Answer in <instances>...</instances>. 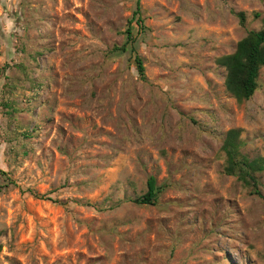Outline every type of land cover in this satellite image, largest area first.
<instances>
[{
  "label": "rangeland",
  "instance_id": "374dc122",
  "mask_svg": "<svg viewBox=\"0 0 264 264\" xmlns=\"http://www.w3.org/2000/svg\"><path fill=\"white\" fill-rule=\"evenodd\" d=\"M138 2L140 30L136 0H0V264H264V199L221 150L238 129L264 158V67L238 103L216 63L264 0Z\"/></svg>",
  "mask_w": 264,
  "mask_h": 264
},
{
  "label": "trees",
  "instance_id": "16d2710c",
  "mask_svg": "<svg viewBox=\"0 0 264 264\" xmlns=\"http://www.w3.org/2000/svg\"><path fill=\"white\" fill-rule=\"evenodd\" d=\"M241 23L244 22V15L238 13ZM140 29L144 28L143 19L138 0H136L135 11L130 19L131 22ZM264 23V18L262 19ZM126 41L119 47H114V51L124 52L133 49V36L129 25L124 32ZM134 63L138 74L144 76V66L142 60L134 57ZM216 63L226 70L225 87L232 97L238 102L246 101L254 94L258 88L257 77L261 67H264V27L259 31L248 32L236 44L235 50L227 55L216 59ZM239 130L231 129L225 134L221 150L225 154L224 171L227 174H238V179L247 187L251 188V193L264 199L258 189L255 172L264 169V158L257 157L248 160L240 152V141H238ZM1 172V171H0ZM160 190L155 185L153 177H149L146 184V192L132 200L134 204L154 206L158 200Z\"/></svg>",
  "mask_w": 264,
  "mask_h": 264
}]
</instances>
